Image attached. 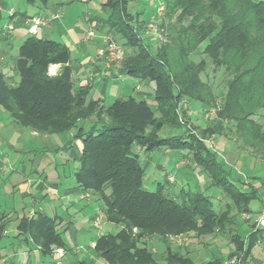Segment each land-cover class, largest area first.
Returning <instances> with one entry per match:
<instances>
[{
	"label": "trees",
	"instance_id": "trees-1",
	"mask_svg": "<svg viewBox=\"0 0 264 264\" xmlns=\"http://www.w3.org/2000/svg\"><path fill=\"white\" fill-rule=\"evenodd\" d=\"M129 1L104 0L101 10L105 16L93 15L92 20L99 23L100 32H110L122 40L127 51L119 72L151 84L149 98L129 95L108 104L101 98H90L91 83H73L75 63L70 49L31 34L19 45L13 74L6 77L0 71V109L21 129L49 134L72 130L73 138L80 140L75 182L83 195L89 193L101 202L100 211L107 222L120 226L95 240L93 248L107 264H194L187 254L172 248L170 237L189 231L196 236L224 232L227 226L237 224V215L228 214L232 207L237 214L251 212L249 203L257 198V191H246L232 181L215 152L192 133L156 136L153 128L179 126L176 104L183 98L199 102L203 109L214 104V96L198 76L204 59L209 58L227 76L216 133L234 125L235 141L244 138L243 144L264 152V0H163L160 26H166L167 33L163 41H157L154 52L145 40L144 27L134 23L141 21L142 13L130 14L132 21L127 17ZM195 52L201 55L198 63L191 58ZM52 64H59L60 70L49 75ZM91 113L95 119L84 130L82 120ZM103 114L109 121L100 118ZM149 127L152 129L146 131ZM137 147L191 151V160L232 203L227 201L224 208L215 209L203 192L181 190L177 198L164 193L160 183L154 191L145 189ZM252 227L245 237L233 231L225 258L239 254L242 263L249 258L264 235V227L254 228L253 223ZM18 229L28 233L44 254L50 253L52 246H64L55 220L47 215L23 218ZM2 230L0 223V235ZM148 238L162 243L159 258L146 246ZM221 263L217 257L207 264Z\"/></svg>",
	"mask_w": 264,
	"mask_h": 264
},
{
	"label": "rangeland",
	"instance_id": "rangeland-1",
	"mask_svg": "<svg viewBox=\"0 0 264 264\" xmlns=\"http://www.w3.org/2000/svg\"><path fill=\"white\" fill-rule=\"evenodd\" d=\"M103 1L104 0H50L48 5L49 7H47V9H49L47 10L46 15L43 16L50 17L53 13L57 12L60 14V17L58 19H53L50 24H47L44 35H42V33H40L39 31L36 36H45V38H50L62 42L63 39L61 40V35L67 34V31L65 27H63L62 22H66V25L74 28L75 31L80 34L79 36L81 38L86 35V37L88 36V38L98 41V46H93L89 50V56L92 60L93 58H96L99 61V64H101V70H111L113 72H119L124 57L119 58L117 61L110 62L109 60H106L105 55L103 56L100 54V51H102L103 48L105 49V42L103 41L102 36H104L103 34L110 32H100L99 34L94 33L93 35H89V31L91 29L88 30L86 23L83 21V14L87 11H92L94 15L104 17L105 13L101 10V3ZM3 2L6 4V6H14L21 11L26 10L28 13L36 12L37 10L35 6L29 5L23 0H3ZM55 2L61 3L59 5H55ZM162 2L163 0H130L126 6L128 15L127 17L129 19L132 18L131 16H129L130 14L136 16L138 12L142 13V15L139 16L141 21L134 23L142 26V28L144 27L143 34L146 36L145 40L150 45V49L152 52H154L156 50V47L159 45H157V43L164 40V33H167L166 26L163 25V28H161L162 26H160L163 11L161 13H158L157 11L158 5ZM7 18L8 14L6 9H1L0 25L6 23ZM132 20L133 18L131 19V21ZM149 23L156 24L158 30L157 35L153 31L150 32L148 30V32H146V27ZM165 25H167V22H165ZM110 34L113 36L114 40L123 47L125 53L127 51V48L124 44H122V40L119 37L117 38L116 36H114L112 33ZM70 46L71 57L74 58L79 56L80 52H82L81 47L76 45ZM18 48L19 46L17 47V45H15L13 49L10 50V54L12 56L11 61L13 63L17 56ZM191 55V58L195 63H198L201 60V55L199 53L195 52ZM204 60L205 62L203 63V71H201L198 76L202 83H204L208 87L209 91H211L212 95L214 96V104L209 105L207 109H203L199 102L183 98L176 104V114L179 126L174 127L167 124L168 126H165L163 127V129L158 131L153 128V132L154 134H156V136H166L169 134L191 136L192 133V135L202 143H205L208 146L209 144L213 145V149H210L215 152V155L218 156L219 161L224 165L225 169L228 170L231 177L230 179L238 183L241 189H244L246 191H249V189L251 188H255V190L257 191V198L252 199L249 203L251 209V212L249 213L245 211L242 214H237V209L235 207H232L230 213L228 214L235 217L237 215V225L227 226L224 232L219 231L214 232L213 234L208 233L205 235L196 236V233H194V231H189L184 232L180 235L170 237L172 248L174 250L180 251L183 254H187L192 259L194 264H207L208 261H211L213 258H217L220 255L226 256L229 253V239L233 234V231H236L241 236L245 237V235L248 234L251 229L253 230V227L251 228L252 223L254 225V228H257L256 220L258 219L264 208V152L256 151L253 146L245 143L243 144L242 141L246 142L244 138H241L242 140L235 141V137L233 135H235L237 132H235L236 129L234 125H229V127L227 126V128L223 129L221 133H216L218 131L217 123L219 122L217 112L220 109L221 103H223V99L227 90V76L224 73L222 67L218 68L217 66H215L213 63H211L209 58H205ZM105 64H109L110 67H106ZM59 70V64H52L48 66L47 72L49 75H54ZM86 72H88L87 68L83 70V73ZM121 75L122 74H120V76ZM88 82H90L89 79ZM94 83L95 88L91 92V96L93 95L95 96V98H98L101 96L100 77H95ZM142 83L143 82L140 83L137 79L129 76L125 77L124 80L117 79L115 82L109 79L106 85V102L109 103L113 101L114 98H116L117 96H121V94H124L125 91L129 92L131 95H134V91H138L134 88L135 85H138L139 90L141 88L142 90H146L147 92L152 93L151 84L145 82V84ZM149 97L150 96H148L147 98ZM149 102L150 105L155 108V105H153L152 101ZM261 113H264V110H262ZM94 114L95 113H91L88 118L82 120L84 130H86L90 126L91 122L95 119ZM4 115L6 114L4 113ZM156 116H158L157 113ZM100 118L104 119L105 121H109L108 119H106L104 114L101 115ZM262 120L263 118L260 119V121ZM80 124L81 122H79L78 126ZM77 128L78 127H76L75 132L78 134L80 131H78ZM22 129L33 131L28 127ZM150 129H152V127L147 128L146 131H149ZM5 132L6 129H0V136L4 135ZM35 132H38L39 134H48L51 144H56L57 146L63 145V141L61 140V133L49 134L46 132ZM70 132L73 133L72 130H70ZM20 135H22L21 132H19L14 137L15 140L13 139V141H11V144L16 145L17 143H19L17 147H20L23 142V139L17 138ZM5 140H8V138H5ZM17 140L19 142H17ZM0 141H2V139H0ZM4 143L5 142L2 143V149L0 148V155H2L1 164L2 170L4 171L3 174L7 173L5 175L7 176L10 173L9 171L12 170V166L16 167V165L19 164L18 160H27L30 158V156L19 157L20 154L16 153L9 145ZM193 143L194 144H192V148L195 151L197 149L196 142L193 141ZM136 152L141 164L143 165V187L145 189L154 191L158 183H160L161 187L163 188V192L168 193L169 195L174 197L179 194L181 190L183 192L201 191L211 199L215 209L221 207L224 208V204L227 201H229V203H232V200L229 197H225L218 188H215L210 184L211 180L208 176V173L202 167L196 165L191 160V151H188L186 149L176 150L168 149L167 147H161L152 151H146L142 149L139 151L136 150ZM43 153L47 155V157L51 161L56 159L60 161L59 153L51 151H46ZM67 158L69 159V161L65 165L64 170L59 168V173L50 171V173L48 174V177H50L49 179L54 178L58 182L62 180L63 184L75 182L74 171L78 165L76 161L72 159V157ZM178 159H180V161L182 162L179 164V166H176L175 163ZM156 164L159 165L160 168H157ZM167 173L172 176L170 181L173 182V184L166 183L165 175ZM174 178L176 180H174ZM5 180L6 178L0 175V187L8 183V181ZM10 196H14L15 200H18V197H16V193H13V195L8 194V197ZM85 196H90V194L86 193ZM47 197H52V200H47L52 204H54V201L60 198L59 195L52 196L50 195V193ZM93 197L94 196H92V198ZM0 200H6L3 187L0 189ZM22 200H18L20 202V206L21 203H23ZM97 203L95 204L91 202L90 206H85L83 202L79 204L82 208L76 211L77 213L74 215V224L81 221V227H83V229L85 230L84 235L82 237L76 238L74 242L70 241L67 238V235H64L63 240L67 246L70 247L73 245L77 247V251L74 254L68 252L66 256L76 257L79 260L86 259L88 262L90 260L94 264H107L102 258H97V256L93 254V251L91 252V258H89L88 253L85 251L86 247H89L90 245V240L97 239L99 234H105L109 232L114 233L120 228L119 225L107 222L102 211L101 212L103 216L100 227L98 228L92 226L91 221L88 219V215L92 214L94 210H97V207L100 209L101 202L98 201ZM59 206H61V203L59 204ZM63 209L65 210V206L62 207V210ZM95 214L96 211L94 212L93 216ZM77 225L79 226V224ZM7 228L11 231L8 235V238L16 234L14 225L10 224ZM18 244L19 249L27 247L24 241H20ZM145 244L154 252V256L156 258H159L163 253V245L156 238L145 239ZM252 251L253 253L249 255V258L246 259L242 264H251L250 256L257 258L258 260L260 259V261L264 264V243H257ZM45 259V264L57 263V261H54L53 263L49 260V258ZM225 260L226 258L224 259V261Z\"/></svg>",
	"mask_w": 264,
	"mask_h": 264
},
{
	"label": "crops",
	"instance_id": "crops-1",
	"mask_svg": "<svg viewBox=\"0 0 264 264\" xmlns=\"http://www.w3.org/2000/svg\"><path fill=\"white\" fill-rule=\"evenodd\" d=\"M23 1L27 3L25 0ZM49 1L50 0H47L45 3H27L29 5L35 6L37 9L36 12L28 13L26 10L21 11L14 6H6L3 0H0V11L1 9H6L8 14L6 23L0 25V71L4 74V76L10 77L14 70L13 62L11 61L12 56L10 54V50L13 49L15 45L18 47L25 37L31 35L27 31L28 18L34 15H46L47 10L49 9H47V7H49ZM60 3L61 2H55V5H59ZM93 15L94 14L92 11L85 12L83 14V21L86 23L88 30L91 29L90 31H93V33L99 34V23H96V21L92 20ZM10 16H12V18H10ZM51 21H48L44 25L38 27L37 33L40 31V33L44 35L45 28L47 24H50ZM8 24L12 25V29L10 31L7 29ZM66 24V22H62L67 34L61 35V40H63L60 43L65 44L69 49L71 47L70 45L80 46L82 51L80 52L79 56L72 58L74 59L75 63V69L72 74L74 84L84 85L89 79L90 82L88 83L92 84L89 97L97 99L95 96H91V92L95 88L94 78L100 77L101 96L98 98H101L104 104H108L106 102V85L108 80L110 79L115 82L117 79L124 80L126 76H120L119 72H113L111 70H101V64H99V61L96 58H93L92 60L89 56V50L93 46H98V41L90 39L88 36L86 37V35L81 38L79 36L80 34H78L74 28H71ZM85 68L88 69V72H86L87 74L83 73ZM135 87L136 85L134 88ZM137 90L138 91H134V96L137 98L147 99L148 96L152 95V93L142 90L141 88L140 90ZM129 95L131 94L125 91L124 94H121V96H117L116 98L127 97ZM1 112L0 129L4 128L6 129V132L4 135L0 136V139H2V141H0V148L2 149V143L5 142L4 144L9 145L16 153L20 154L19 157L30 156V158L27 160H18L19 164H17L16 167L12 166L13 168L11 171H9L10 173L8 172L9 174L5 176L7 173L3 174L4 171L2 170L1 164L2 155H0V175L5 177L8 181V183L0 187V189L3 187L4 195L6 196V200H0V223L3 225V230L0 235V264H45V258H49V260L53 263L54 261H57L56 264H94L90 260L88 262L86 259L79 260L76 257L66 256L68 252L74 254L77 251V247L73 245L69 247L65 242L64 246L61 247L63 249V254L57 260L54 250L60 246H52L51 250L53 251L44 254L41 252L39 246L34 242V240H32L28 233L18 229V223L21 219L34 218L38 214H44L55 220V227L57 231L60 232L62 238L64 235H67V238L74 242L76 238L82 237L84 235L85 230L83 227H81V221L74 224V215L77 213V210L82 208L81 205H79L80 203L83 202L85 206H90L91 202L96 204L98 201L95 198H92L91 195H83L75 182L63 184L62 180L58 182L56 179H49L50 177H48L50 171L59 173V168L64 170L65 165L69 161L67 157H72V159H74L78 165V158L81 150L80 140L72 138L73 133L66 131L61 133L63 145L57 146L56 144H51L48 134H39L35 131L20 129L8 117L6 112L3 110H1ZM4 113L6 115H4ZM19 132H21L22 135L17 138L23 139V142L20 147H17L19 143L13 145L11 144V141H13L14 137ZM5 138H8V140H5ZM17 142L19 141L17 140ZM136 150L139 151L142 150V148L137 147ZM46 151L59 153L60 161L58 159L51 161L47 155L43 153ZM181 162L182 161L178 159L175 163L176 166H179ZM156 167L160 168V166L157 164ZM171 177L172 176H170L168 173L165 175L166 183L173 184V182L170 181ZM174 180L176 179L174 178ZM13 193H16L18 200L24 199L22 200L23 203H21V206L20 202L15 200L14 196L8 197V194L13 195ZM49 193L52 196L59 195L60 198L54 201V204H52L51 202L47 201L50 199L52 200V197H47ZM60 203L61 206H59ZM63 206H65V210H62ZM99 210L100 209L97 207V210H94V212ZM94 212L88 215V219L90 221L93 218ZM10 224L15 226L16 234L8 238V235L11 231L7 227ZM77 224H79V226ZM95 240H90L89 247H86L85 249L89 255V258H91L92 251L93 254L99 258L92 246V244L95 243ZM20 241H24L27 247L19 249L18 243ZM261 242L264 243V236L259 238L255 245L257 243L260 244ZM230 247L231 245L229 246V249ZM252 250L250 255L253 253ZM219 257L222 260L221 264H223L226 256L220 255ZM250 257L251 264H263L260 259L258 260L253 256Z\"/></svg>",
	"mask_w": 264,
	"mask_h": 264
},
{
	"label": "built area",
	"instance_id": "built-area-1",
	"mask_svg": "<svg viewBox=\"0 0 264 264\" xmlns=\"http://www.w3.org/2000/svg\"><path fill=\"white\" fill-rule=\"evenodd\" d=\"M157 11L158 13H161L163 11V3H160L158 5ZM59 17H60V14L57 12L53 13L50 17L40 16V15L31 16L28 18V21H27L28 22V32L30 34H36L38 27H40L41 25H44L48 21H51L53 19H58ZM146 28H147L146 32H148V30L150 32L153 31L157 35L158 30H157L156 24L149 23ZM7 29L10 31L12 29V25L8 24ZM93 34L94 33L92 31H89V35H93ZM103 35L104 36H102V39L105 42V49L103 48V50L100 51L101 52L100 54L103 56L105 55L106 60H109L110 62L117 61L119 58L123 57L124 56L123 47L114 40L113 36L110 33H106ZM105 65L106 67H110L109 64H105ZM135 88L138 89L139 88L138 85H136ZM209 147L213 149V145L209 144ZM0 153H1V150H0ZM102 216L103 214L101 211L96 212V214L91 219V223L93 227H98V228L100 227ZM256 226L264 227V208L260 216L256 220ZM92 246H94V243L92 244ZM54 252H55V257L58 260L63 254V249L61 247H58L54 250ZM224 264H242L241 255L233 254L227 257L226 260L224 261Z\"/></svg>",
	"mask_w": 264,
	"mask_h": 264
}]
</instances>
